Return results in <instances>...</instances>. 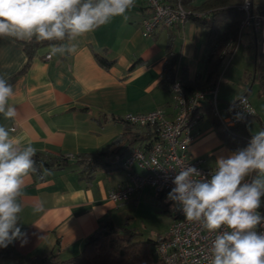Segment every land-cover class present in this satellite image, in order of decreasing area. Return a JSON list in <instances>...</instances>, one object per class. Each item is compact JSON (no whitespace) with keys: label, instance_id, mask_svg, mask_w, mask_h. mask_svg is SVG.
Segmentation results:
<instances>
[{"label":"crops","instance_id":"obj_1","mask_svg":"<svg viewBox=\"0 0 264 264\" xmlns=\"http://www.w3.org/2000/svg\"><path fill=\"white\" fill-rule=\"evenodd\" d=\"M206 1L194 0L191 6L198 7ZM147 14L143 3L135 0V7L126 13L127 21L115 17L95 32L79 38L75 53L45 59L49 45H41L34 50L27 66L24 50L27 41L0 38V77L13 86L14 95L9 104L17 111L12 120H5L0 114V125L15 129L10 135L17 151L31 144L37 155L52 160L68 157L69 165L48 168L37 164L36 170L25 178L24 211L18 224L25 235L11 243L19 255L56 253L60 260L69 259L80 253L85 240L104 217L124 226L132 204L151 199L164 205L160 202L164 194L159 195L149 187L140 189L126 202L113 203L108 199L109 191L126 180V173L118 163L127 152L124 143H117L125 132L121 119L127 113L158 108L173 119L176 110L172 92L163 76L167 49L170 47L175 54L177 78L193 82L199 75L203 79L207 32L194 20L186 19L170 28H157L150 37H143L141 21ZM248 54L252 55L249 49ZM99 59H105L110 65L104 67ZM253 60L252 56V67L244 70L243 78L246 71L252 70ZM225 87L226 83L218 87L217 107L221 117L242 95L249 99L251 91L248 88L220 108L221 99L229 95ZM252 107L255 115L247 120L254 119L264 129L259 105ZM199 114L190 152L205 158L207 167L215 168L210 160L226 157L232 150L221 138L222 130L213 123L210 110L201 109ZM139 145L142 147L144 143L134 144ZM113 151L116 152L111 154ZM97 153L107 154L104 157L107 164L87 180L74 164L80 156ZM135 170L145 174L142 169L135 167ZM36 208L41 211H35ZM174 211L175 207L171 210L175 215ZM0 264L17 263L0 257Z\"/></svg>","mask_w":264,"mask_h":264},{"label":"clouds","instance_id":"obj_2","mask_svg":"<svg viewBox=\"0 0 264 264\" xmlns=\"http://www.w3.org/2000/svg\"><path fill=\"white\" fill-rule=\"evenodd\" d=\"M135 0H0V38L49 42V55L73 54L79 38L95 32L126 13ZM13 86L0 77V114L16 117L9 104ZM0 125V248L24 237L25 178L36 170V149L27 144L16 150L10 133ZM155 163V162H154ZM210 175L184 166L172 179L166 199L178 206L185 219L215 233L207 264H264V129L251 136L246 147L220 156ZM35 211H41L36 208Z\"/></svg>","mask_w":264,"mask_h":264},{"label":"built area","instance_id":"obj_3","mask_svg":"<svg viewBox=\"0 0 264 264\" xmlns=\"http://www.w3.org/2000/svg\"><path fill=\"white\" fill-rule=\"evenodd\" d=\"M140 1L148 13L141 21L143 37H150L158 27L170 28L188 18L189 12L180 3L171 5L160 0ZM252 6V0H242L239 5V10L245 15L239 25L238 35L247 28L252 29L256 47L259 52L264 53V11L255 12ZM50 57L48 54L45 59ZM170 89L176 110L173 119H168L160 108L123 116L124 121L142 127H156L159 138L147 150L140 146L129 148L121 162L127 180L109 191L108 199L111 202H126L144 187H149L156 193H168L174 187L172 179L176 173L187 165L196 167L205 175L211 174L215 168L207 167L205 158L195 157L190 152V145L195 139L193 130L204 106L209 108L224 128L241 125L255 115L245 95L231 103L225 109V116L221 117L217 107V87L195 90L187 96L176 79ZM135 167L144 170L145 174H138ZM260 211L264 214V205ZM258 231L264 232V225L259 226ZM214 235L215 233L205 231L199 223L187 221L175 205V215L165 238L156 247L157 254L164 264H207L211 259L210 249Z\"/></svg>","mask_w":264,"mask_h":264},{"label":"trees","instance_id":"obj_4","mask_svg":"<svg viewBox=\"0 0 264 264\" xmlns=\"http://www.w3.org/2000/svg\"><path fill=\"white\" fill-rule=\"evenodd\" d=\"M193 1L194 0H173L170 4L176 5L180 3L182 7L189 12L187 19L194 20L207 32L203 59L204 78L201 79L198 75L193 82L187 81L182 77L177 78L175 73L176 57L170 47L167 49L165 56L163 76L170 91L171 84L177 79L181 85L182 91L187 96L195 90L217 87L218 101L219 81L221 76L225 74L228 69L226 66L221 70V67L225 60L231 59L234 55L241 43L242 34L244 32L243 31L240 36L238 35L239 25L245 15L243 11L239 10V5L242 3V0H207L198 7L191 6ZM252 5L253 11H264V0H252ZM251 31L253 37L249 39L248 49L254 57L253 68L250 72L246 71L244 73V78L245 81H257L258 94L264 97V53L258 51L255 44V34L252 29ZM229 43H231L230 47ZM41 45H49V42L37 43L34 39L32 42H25L24 50L28 57L26 66L29 64L34 50ZM99 61L104 67L110 65L105 59H99ZM202 109L209 110L206 106ZM253 117L254 116H251L249 118ZM121 120L125 123V132L117 140V143H124V145H126L125 152H128L129 148L134 146V144L136 145V143H144L142 147L147 150L151 148L152 144L159 138L158 129L156 127H142L124 121L123 117ZM212 120L218 127H223L215 116H213ZM244 123L231 128L223 127L224 129L220 133L221 138L227 142L226 144L230 147L232 152L247 146L245 144L236 143L248 144L251 139L252 135L246 131ZM237 138H242L243 141L236 142L235 139ZM115 152L116 151H113L111 154ZM105 155L107 156L106 153H97L80 156L74 164V167L80 168L81 175L88 180L98 168L104 167L107 164V160L104 158ZM125 155L122 154L121 157L123 158ZM122 158L118 160L120 166ZM34 160L36 162L35 167L37 164H42L48 168L54 165L63 168L68 165V157L55 158V160H52L36 154ZM126 180L124 182H126ZM158 194L161 195L164 193ZM163 208L169 216L174 217L168 204L163 205ZM126 225L127 223L124 226L117 225L109 217H104L99 221L98 227L94 233L85 240L80 253L66 260H60L56 253L23 257L14 250L12 244L1 249L0 257L13 259L17 264H164L157 254L156 247L165 237L158 238L157 240H152L150 238L147 240H138L134 235L135 232L127 228Z\"/></svg>","mask_w":264,"mask_h":264},{"label":"rangeland","instance_id":"obj_5","mask_svg":"<svg viewBox=\"0 0 264 264\" xmlns=\"http://www.w3.org/2000/svg\"><path fill=\"white\" fill-rule=\"evenodd\" d=\"M245 32H249V35ZM252 31L250 28L244 30L241 38V43L239 44L237 50L231 59L224 61L221 70L227 66V71L220 78L219 85L220 87L226 83L229 90V95L227 97L221 96L219 102L220 108L223 107L225 102L230 101L231 99L240 96L243 91L251 88L249 93V100L253 106L259 105V117L260 121L264 123V97L258 95V82L254 83L245 82L243 78V72L247 68L252 67V55L248 54L249 39L252 38ZM219 87V86H218ZM248 132L250 134H255L262 129L259 122L254 119H249L245 123ZM223 130V127H220ZM236 142H242V138L235 139ZM226 144V143H225ZM236 144H245L246 143H236ZM227 146V144H226ZM216 159L212 158L210 164L215 166ZM168 193H164V197L160 202L164 205L168 204L170 210H173L175 205L171 201L166 199ZM130 216L128 217L126 227L134 231L136 238L141 240H147L148 238L152 240H157L162 238L168 232V228L171 222V217L165 212L163 205L156 204L155 200H144L140 203H134L131 206Z\"/></svg>","mask_w":264,"mask_h":264}]
</instances>
